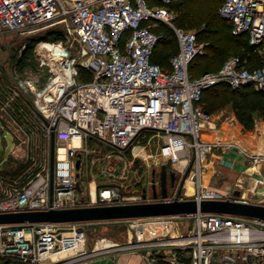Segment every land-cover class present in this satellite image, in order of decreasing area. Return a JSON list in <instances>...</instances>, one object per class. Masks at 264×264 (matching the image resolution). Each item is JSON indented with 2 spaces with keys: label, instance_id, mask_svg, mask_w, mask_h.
I'll list each match as a JSON object with an SVG mask.
<instances>
[{
  "label": "built area",
  "instance_id": "obj_1",
  "mask_svg": "<svg viewBox=\"0 0 264 264\" xmlns=\"http://www.w3.org/2000/svg\"><path fill=\"white\" fill-rule=\"evenodd\" d=\"M158 1L161 4L149 0H0V31H24L62 18L70 22L73 41L79 45L78 54L63 39L42 40L37 46L46 82L38 88L28 80L24 86L32 94L30 107L49 140L52 134L55 137L53 177L48 166L24 187L1 197L0 212L144 200L143 195H126L120 185L110 183L86 195L82 181L94 166H104L111 157L115 163L108 162L106 168L124 174L140 157L147 158L146 144L140 139L148 131L149 138L153 133L164 137L158 152L162 163L183 161L182 174L193 167L192 198L259 203L247 196L241 180L231 189L205 186L202 162L215 150L235 153L244 163L241 172L249 168L256 172L255 184L246 190L255 199L261 198L264 119L248 129L233 112L220 120L204 109L202 96L207 88L221 83L264 92V0H222L218 8L233 33L246 34L261 63L252 64L250 58L233 54L216 70L197 76L189 73V65L202 53L203 42L196 31L173 25L174 13L168 8L173 0ZM160 23L173 26L178 43L167 66L152 59L162 37L155 29ZM82 69L90 72L89 78H79ZM166 198L187 199L177 190ZM164 216L190 217L192 224L172 236L157 233L140 239L135 233L126 245L145 247L147 253L154 249L155 253L147 255L149 262L163 258L174 264H264L262 218L213 212ZM85 241L79 222L0 223V264H64L97 251L87 252Z\"/></svg>",
  "mask_w": 264,
  "mask_h": 264
},
{
  "label": "rangeland",
  "instance_id": "obj_2",
  "mask_svg": "<svg viewBox=\"0 0 264 264\" xmlns=\"http://www.w3.org/2000/svg\"><path fill=\"white\" fill-rule=\"evenodd\" d=\"M215 4V0H175V5L170 7V10L174 13L173 25L194 30L199 34L205 27V23L199 21L194 25H190L186 21H189L190 18L193 20L201 18V14L204 11H210ZM69 23L60 18L24 31H0V198L24 187L38 173L49 166L50 140L45 133L42 121L35 115L27 101L24 100L26 98L29 102H32V94L25 90L24 84L30 80L36 83V87L41 88L46 82L47 71L39 67L37 46L40 41L63 39L64 43L71 47L74 54L79 53V45L75 40L73 41ZM160 29L165 33L166 38L156 47L155 53L167 59L177 47L176 35L173 26L169 24L164 27L161 26ZM72 41L73 43L70 44ZM232 54V52L227 54L223 60ZM205 66V63L202 62L200 66L192 67V73L199 74L201 68ZM206 67L209 70H216L217 68V66ZM81 71L83 73L79 74V78L90 77L89 71L85 69ZM231 112L233 111L226 105L215 110L213 115L215 118L218 117V119L223 120L224 117L233 115ZM261 119H264V117L254 115L253 122ZM220 120L218 122H221ZM140 141L146 144L148 157H140L141 159L139 158L135 163L138 165L137 168L130 167L125 174L117 170L110 171L106 168V165L108 162L115 160V157H111L107 159L104 166L94 169L93 174L86 178L82 184L85 192L89 191L90 184L94 180L97 187L105 183L118 184L126 195L141 197L143 190L146 189L147 198L152 199V179L156 183L159 182L162 160L159 158L158 152L160 146L164 143V137L153 133L149 138L147 132ZM210 161L211 158L207 155L202 162V178L205 186L231 189L241 180L242 187L245 188L248 194L247 196L264 204V195L259 199H255L253 194L246 190L255 184L256 172L253 168L241 172L239 167L242 168L244 163L239 157H236L238 165L232 169L225 167L218 160L213 162V165ZM163 163H166L177 176L176 187L168 188L167 197L174 195L177 190L184 197L192 198L195 191L196 177L193 173V167L188 173L186 171L185 174H182L185 172L182 170L183 161L176 164L171 161ZM85 196L80 194L81 199H84ZM160 197L158 193V198ZM191 224L192 219L190 217L166 216L114 222H79V226L85 231V248L87 252H90L98 241L112 240L110 243L112 245L106 247L102 244V248L92 253L90 257L70 258V260L64 261V264H93L89 262L92 257L93 259H101V257L112 255L138 256L137 264H174L163 258H157L155 262H149L147 255L155 253L154 249L147 253L149 251L145 247H129V244H126L133 240L135 233L140 239H147L157 233L172 236L183 232ZM64 226L70 227L69 224ZM125 245L127 248L122 247ZM160 253H163V250H160ZM9 264L17 263L10 262Z\"/></svg>",
  "mask_w": 264,
  "mask_h": 264
},
{
  "label": "water",
  "instance_id": "obj_3",
  "mask_svg": "<svg viewBox=\"0 0 264 264\" xmlns=\"http://www.w3.org/2000/svg\"><path fill=\"white\" fill-rule=\"evenodd\" d=\"M29 104V100H27ZM49 168L51 179L53 177L55 161V137L52 134L49 145ZM80 156L76 157L75 167L80 166ZM174 175V174H172ZM171 183L173 184V176ZM159 187L152 184V199H146L144 189L142 201L118 203V204H88L70 208H49L35 210H19L11 212H0V223H26V222H84L118 220L137 217H152L164 215H187L198 212H213L258 217L264 219V204L253 202H242L230 199H167V179L164 165L159 174ZM77 188L81 190L80 183ZM158 193L160 198H158ZM239 194V190H235Z\"/></svg>",
  "mask_w": 264,
  "mask_h": 264
},
{
  "label": "trees",
  "instance_id": "obj_4",
  "mask_svg": "<svg viewBox=\"0 0 264 264\" xmlns=\"http://www.w3.org/2000/svg\"><path fill=\"white\" fill-rule=\"evenodd\" d=\"M149 2L161 4L158 0H149ZM218 2L219 0H215L216 4L213 5L210 11H204L201 14V18L196 20L190 18L189 21H186V23L190 25H194L199 21H203L205 23V27L201 30V32H199V34L196 32L197 39L203 42L205 50L196 55L191 61L189 65V73L192 76H197L205 70H209L206 69V66H217V68H219L226 59L225 58L223 60V58L231 52L233 54H239L243 58H250L252 60V64L259 65L261 63L258 53L254 51V47L249 43L246 34L233 33L230 22L219 15L218 8L222 0L217 5ZM173 5H175V0L168 5V8L171 9L170 7H173ZM161 26L164 27L167 25L160 23L155 28L157 32L162 33V37L158 41L157 46L160 45L166 38L165 33H163L160 29ZM177 49L178 43L175 51L167 59L163 56L156 55L154 51L152 59L155 62L167 66L169 64V58L176 53ZM202 62L205 63L206 66L201 68V72L199 74H193L192 67L200 66ZM202 104L208 113H213L218 108L228 105L237 120L244 128L247 129L253 127L254 115L264 117V92L250 87L232 89L222 83L213 85L204 91ZM148 134H150L149 131ZM14 263L16 262L14 261ZM6 264H9V262Z\"/></svg>",
  "mask_w": 264,
  "mask_h": 264
},
{
  "label": "crops",
  "instance_id": "obj_5",
  "mask_svg": "<svg viewBox=\"0 0 264 264\" xmlns=\"http://www.w3.org/2000/svg\"><path fill=\"white\" fill-rule=\"evenodd\" d=\"M164 62V61H163ZM165 63V62H164ZM24 100L27 101L26 98H24ZM28 103V101H27ZM29 104V103H28ZM30 105V104H29ZM148 137V136H147ZM233 156V158H232ZM209 157L211 158V161L210 163L212 162V165H213V162H215L216 160H218V162H220L222 165H224L225 167H229V168H233L234 166H237L238 163L236 161V154L233 153V152H226V151H221V150H215L214 152H212L211 154H209ZM114 162V161H113ZM118 165L121 166V163L120 162H117ZM137 164H134L132 166V168L136 167L137 168ZM209 166V164H208ZM96 168H99L98 166H96L95 168L93 167L91 171H89L87 173L86 178H88V176L91 174H93V170L96 169ZM258 168V167H257ZM239 169H242L239 167ZM260 171L264 174V166L261 167ZM84 178V177H83ZM85 178V180H86ZM83 179L82 181V184L84 183L85 181ZM83 188V186H82ZM97 186L95 184V181L93 180L90 184V189L89 191L85 192L84 188H83V191L86 195L88 194H92L93 192H95ZM144 192V190H143ZM152 194V193H151ZM143 195V193H142ZM94 249H95V246H94ZM100 248H96V250H99ZM92 255V254H91ZM90 255V256H91ZM89 256V257H90ZM103 258H105L103 260ZM138 259V256H134V255H131V256H127V255H112L110 257H101V259H93V257L90 259L91 261H89L90 263H93V264H137V260ZM89 260V259H88ZM12 262V261H9V263Z\"/></svg>",
  "mask_w": 264,
  "mask_h": 264
},
{
  "label": "flooded vegetation",
  "instance_id": "obj_6",
  "mask_svg": "<svg viewBox=\"0 0 264 264\" xmlns=\"http://www.w3.org/2000/svg\"><path fill=\"white\" fill-rule=\"evenodd\" d=\"M162 165H164V169H165V171H166V179H167V189L169 188V187H174L175 186V184H176V182H177V176H176V174H175V172L172 170V169H170L168 166H167V164L166 163H162L161 164V169H160V171L162 170ZM160 171H159V174H160ZM172 174H174V175H172ZM171 175L174 177L173 178V184L171 183ZM152 184H156V187H159L158 185H159V182L158 183H156L155 181H154V179H152ZM151 192H152V188H151Z\"/></svg>",
  "mask_w": 264,
  "mask_h": 264
},
{
  "label": "bare ground",
  "instance_id": "obj_7",
  "mask_svg": "<svg viewBox=\"0 0 264 264\" xmlns=\"http://www.w3.org/2000/svg\"><path fill=\"white\" fill-rule=\"evenodd\" d=\"M22 151V150H21ZM112 241V240H111ZM111 241H109V240H104V241H98L97 243H96V245H95V249L96 248H102L101 246H102V244L104 245V246H111L112 244H110L111 243Z\"/></svg>",
  "mask_w": 264,
  "mask_h": 264
}]
</instances>
